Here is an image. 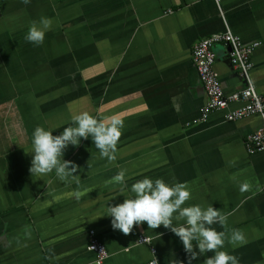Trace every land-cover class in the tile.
<instances>
[{
    "label": "crops",
    "instance_id": "obj_1",
    "mask_svg": "<svg viewBox=\"0 0 264 264\" xmlns=\"http://www.w3.org/2000/svg\"><path fill=\"white\" fill-rule=\"evenodd\" d=\"M41 16L54 25L37 46L25 34ZM226 24L245 43H259L251 74L264 97V0H0V264H96L90 229L108 249L103 264H148L152 246L160 264L186 262L179 238L163 225L113 229L107 202L124 196L106 181L121 168L129 189L145 175L189 182L186 204H213L227 217L213 227L244 232L247 243L225 247L241 264H264V151L245 148L264 119L230 121L231 105L199 120L208 97L192 53ZM215 52L225 93L244 88L229 49ZM81 111L124 120L117 159L109 162L91 138L82 139L65 152L80 166L78 180L65 183L55 171L32 177L26 150L34 128L59 134ZM140 235L152 242L138 243Z\"/></svg>",
    "mask_w": 264,
    "mask_h": 264
},
{
    "label": "clouds",
    "instance_id": "obj_2",
    "mask_svg": "<svg viewBox=\"0 0 264 264\" xmlns=\"http://www.w3.org/2000/svg\"><path fill=\"white\" fill-rule=\"evenodd\" d=\"M23 2L29 4L31 0ZM53 25L52 17L34 19L25 34V40L37 46L43 44ZM71 120L72 123L63 127L59 134H54V130L43 125L34 128L31 148L26 150L32 155L29 168L32 177L43 179L55 171L58 179L65 183L78 180L80 166L65 159V152L70 146H80L82 139L91 138L102 158H107L109 162L117 159V146L124 128V120L118 114L100 118L89 111H81L73 115ZM129 179L128 170L121 168L106 181L119 184L120 195L124 196L122 202L109 204L113 198L107 202V216L111 217L113 229L129 234L144 222H147L148 229L153 230L163 225L179 238L187 254L186 262L174 258L170 264H193L202 256L204 264H241L240 258L229 251L225 244L227 241L233 248L244 245L247 243L244 232L233 229L228 236L225 231L213 227L216 224L224 225L227 221V217L213 204H186L193 198L189 182H170L163 177L153 179L145 175L132 183L129 189ZM249 187L247 182L240 184L242 192L248 191ZM126 191L130 194H125ZM144 239L150 237L144 236ZM209 252L213 254L208 255Z\"/></svg>",
    "mask_w": 264,
    "mask_h": 264
},
{
    "label": "built area",
    "instance_id": "obj_3",
    "mask_svg": "<svg viewBox=\"0 0 264 264\" xmlns=\"http://www.w3.org/2000/svg\"><path fill=\"white\" fill-rule=\"evenodd\" d=\"M218 4L221 0H216ZM223 13V12H222ZM217 45H224L229 49V58L233 67L237 68L245 80L246 85L238 91L230 94L225 93L220 77L215 70ZM259 43L247 44L231 27L226 24L224 31L214 33L207 38L202 39L194 48L192 60L197 68L199 78L203 84L208 101L200 109L199 120L205 121L214 111L227 109L231 105H236L230 109L225 117L230 121H236L259 114L264 119V97L258 92L252 78V68L254 62L252 56ZM245 148L249 154H255L264 151V125L258 130L247 135ZM150 237L140 235L138 243H151ZM89 243L87 249L96 255V264H103L109 253L106 245L97 236L95 229L89 230ZM152 258L148 264H160L157 250L152 246Z\"/></svg>",
    "mask_w": 264,
    "mask_h": 264
},
{
    "label": "water",
    "instance_id": "obj_4",
    "mask_svg": "<svg viewBox=\"0 0 264 264\" xmlns=\"http://www.w3.org/2000/svg\"><path fill=\"white\" fill-rule=\"evenodd\" d=\"M230 49V48H229Z\"/></svg>",
    "mask_w": 264,
    "mask_h": 264
}]
</instances>
